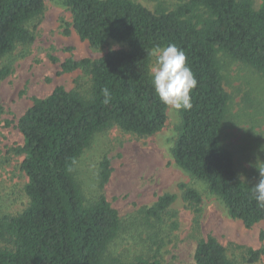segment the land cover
Listing matches in <instances>:
<instances>
[{
    "label": "trees",
    "instance_id": "trees-1",
    "mask_svg": "<svg viewBox=\"0 0 264 264\" xmlns=\"http://www.w3.org/2000/svg\"><path fill=\"white\" fill-rule=\"evenodd\" d=\"M71 14L79 39L99 50L109 42L122 46L96 59H67L61 73L80 71L88 79L84 92L57 86L45 98H34L18 119L23 145L21 170L27 177V207L0 218V264H161L154 256L130 260L108 258L111 246L125 231L118 212L103 194L85 200L74 167L95 134L111 127L145 138L161 132L167 107L152 86V53L175 44L187 57L197 80L190 110H180L171 155L177 168L205 186L229 217L245 228L264 221V209L252 198L256 184L242 180L234 155L222 141L231 103L223 85L221 54L264 78V0H176L173 9L151 11L132 0H60ZM45 10L44 0H0V62L17 47L34 40L32 24ZM9 67L0 69V80ZM111 94L103 103L102 89ZM110 162L104 158L99 187L108 181ZM182 194L195 211L202 195L182 185ZM175 195L163 194L139 217L146 229L165 221ZM134 226L135 220L132 222ZM264 232L261 233V240ZM264 248L249 250V262ZM193 264H236L212 236L197 242Z\"/></svg>",
    "mask_w": 264,
    "mask_h": 264
},
{
    "label": "rangeland",
    "instance_id": "rangeland-1",
    "mask_svg": "<svg viewBox=\"0 0 264 264\" xmlns=\"http://www.w3.org/2000/svg\"><path fill=\"white\" fill-rule=\"evenodd\" d=\"M153 11L171 10L176 0H132ZM42 17L32 24L34 40L17 47L0 62L9 67L0 80V218L15 216L28 204L24 193L27 177L21 170L23 155L14 149L23 145L18 119L34 98H45L57 86L84 92L88 79L80 71L61 73L67 59H96L106 51L120 49L109 42L103 49H92L79 39L71 26V14L60 0H44ZM254 7L260 4L253 0ZM223 85L231 96L229 114L222 134L224 146L234 155L239 177L252 184L259 182L264 168V78L253 69L230 62L219 55ZM155 57H152L151 66ZM151 69V67H150ZM168 121L158 134L140 138L111 127L94 135L89 147L77 160L74 172L85 200L103 194L118 212L125 231L111 246L108 258L125 261L135 256H154L161 264H193L197 242L214 237L236 264H264V255L249 262V250L264 248V221L248 229L232 219L225 208L174 164L171 147L176 137L179 114L167 109ZM104 158L110 162L108 181L99 187L98 174ZM182 185L195 188L203 199L198 211L184 200ZM163 194L175 195L164 223L145 228L137 212L151 206ZM135 220L136 226L132 223ZM1 248L11 249L9 237Z\"/></svg>",
    "mask_w": 264,
    "mask_h": 264
},
{
    "label": "clouds",
    "instance_id": "clouds-1",
    "mask_svg": "<svg viewBox=\"0 0 264 264\" xmlns=\"http://www.w3.org/2000/svg\"><path fill=\"white\" fill-rule=\"evenodd\" d=\"M152 55L155 60L150 73L152 86L159 102L176 112L190 110L193 107L190 93L198 82L187 65L185 52L175 44H169L156 48ZM101 91L103 103L108 104L111 99L109 89L105 87ZM259 173V182L251 188V192L257 206L264 209V168L259 169Z\"/></svg>",
    "mask_w": 264,
    "mask_h": 264
}]
</instances>
